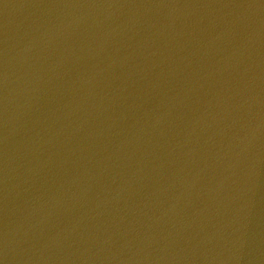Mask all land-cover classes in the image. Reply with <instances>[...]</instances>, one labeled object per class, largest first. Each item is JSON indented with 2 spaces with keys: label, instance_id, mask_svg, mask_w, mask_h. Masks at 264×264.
Returning a JSON list of instances; mask_svg holds the SVG:
<instances>
[{
  "label": "water",
  "instance_id": "1",
  "mask_svg": "<svg viewBox=\"0 0 264 264\" xmlns=\"http://www.w3.org/2000/svg\"><path fill=\"white\" fill-rule=\"evenodd\" d=\"M2 264H264V0H0Z\"/></svg>",
  "mask_w": 264,
  "mask_h": 264
},
{
  "label": "snow or ice",
  "instance_id": "2",
  "mask_svg": "<svg viewBox=\"0 0 264 264\" xmlns=\"http://www.w3.org/2000/svg\"><path fill=\"white\" fill-rule=\"evenodd\" d=\"M0 264H2V261H0Z\"/></svg>",
  "mask_w": 264,
  "mask_h": 264
}]
</instances>
